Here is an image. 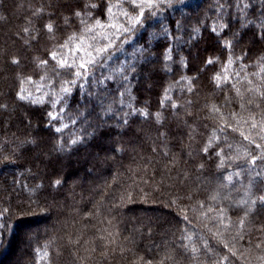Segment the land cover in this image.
Returning <instances> with one entry per match:
<instances>
[{"label":"trees","instance_id":"1","mask_svg":"<svg viewBox=\"0 0 264 264\" xmlns=\"http://www.w3.org/2000/svg\"><path fill=\"white\" fill-rule=\"evenodd\" d=\"M224 2L183 0L120 40L110 27L125 23L117 0L112 16L93 13L100 25L73 15L100 0H0V264H264V207L246 203L264 184L250 186L242 163L264 154V0H241L244 14L236 0L218 9ZM221 16L229 28L217 34ZM233 33L241 38L228 49ZM105 44L115 47L101 64L94 49ZM92 58L90 79L64 84L73 77L60 60ZM63 86L70 106H53ZM21 89L44 103L18 100ZM225 122L226 142L204 154L210 137L225 139L214 133ZM221 148L241 157L226 171Z\"/></svg>","mask_w":264,"mask_h":264},{"label":"snow or ice","instance_id":"2","mask_svg":"<svg viewBox=\"0 0 264 264\" xmlns=\"http://www.w3.org/2000/svg\"><path fill=\"white\" fill-rule=\"evenodd\" d=\"M117 3L119 5V7L121 9H123L122 15H123V19H124V24L121 25L120 27H117L116 24H112L110 25V27L114 28L118 39L123 40L124 37H127L130 33L138 30L140 27L144 26L146 22H148L150 19H152L153 17L157 16L160 12L165 11L166 9H170V8H174L176 6L177 3L182 4L183 0H117ZM124 5H128L131 8V12H129L126 8H124ZM236 9L238 12L244 14L246 12L247 9H249L251 7L250 4L248 3H244L243 6H241V0H236ZM218 9L223 10L226 9L228 7H230V5L228 4L227 0H225V2L223 4H218ZM41 11V10H38ZM95 12H100L102 15L105 16H112L113 14V4H112V0H100V3L98 4H91V3H86L83 5V11L81 10H75L73 12V15L75 17H84L86 16L88 19H92L95 20L96 25H100V20L98 17H95L93 15V13ZM262 16H264V12L261 13ZM244 20H247L246 15H244L243 17ZM259 19V18H258ZM220 28H219V33H222L224 30L229 28V24L226 22V19L221 16L220 17ZM81 23H84V20H81ZM179 21H177V24L179 25ZM245 26H247L245 24ZM44 28L48 29L49 32H51V30L53 29V24L52 22H49L45 25H43ZM87 31H91L90 28H86ZM162 32L165 36L167 37H171L172 39H177V37L172 36L171 30L168 27H162ZM24 32H28L29 29L25 28L23 29ZM193 31H196V29H193ZM212 31L214 33L217 32V28L213 27ZM257 35H259V37L261 39H264V22H261L259 24V29L258 32L256 33ZM241 37L238 36L236 33H233V39L232 40H227L224 41V45L228 48L231 49L234 45V43H238L239 39ZM25 43H27V41H25ZM111 47H115V45H111L109 46L108 44H105L104 46L98 48V49H94V51L96 53L99 54L100 56V63H103V59H104V54L108 53L109 55L111 54ZM80 51H83V49H78ZM141 56H145V55H155L154 53H148L146 52V50H144L142 47L139 50ZM172 52V48L171 46L166 47L164 49V56L163 59L165 61H171L172 60V56L171 53ZM87 55L91 56V53H86ZM53 59L56 58V53H52L51 54ZM12 63L14 65H18L20 63L19 59L17 57H12ZM41 63H46L45 61H41ZM180 65L184 68H187V61L186 59L181 55L180 57V61H179ZM205 63L207 65H211L214 63V60L212 57H209ZM97 65V61L95 58H92L90 61H84L81 60L78 64L76 63L75 60H73L72 63H69L67 60H60L59 61V66L61 69L65 70V72L69 75H71L73 77V79L71 80H67L64 81L65 85H72V84H76L77 80H82L85 77H89L92 75L91 72H89V69H94ZM165 67H167V65H165ZM196 77H181V80L184 79H188L189 81L195 79ZM108 79H112V77H108ZM121 79L125 82H127V76L124 75L123 73H121ZM213 80L216 81L217 86H219V79L218 77H213ZM78 88L81 87V85L77 84L76 85ZM192 89L190 88L189 91H191ZM127 89H124L123 91H119V95L121 97H123L124 92H126ZM23 93V89H21L20 92L16 93V98L18 100L24 101V100H31V103L33 104H42L44 103L42 98L39 99H32L31 98V94H29L28 96H25L22 94ZM72 93V88L69 86H63L61 88V95L63 94H67V95H63V99L60 98V96H57V99L53 102V106H55L56 103H69V98L71 96ZM89 95H91L92 93H88ZM55 95V93H54ZM227 100V98H226ZM121 103H123V100L121 99L120 101ZM70 106V103H69ZM130 108V113H136V112H140L141 115L144 116H148V112L146 110H140V109H136L135 107H132L131 105H129ZM8 110V105L7 104H0V112H4ZM63 110V109H62ZM108 111H111V108L108 109ZM210 111L212 112H219V108L216 105H212ZM48 117L52 120H56L59 118L58 114H54L52 112H48L47 113ZM156 117L159 120L160 119V114L156 113ZM75 122V121H73ZM125 123H127V121H124ZM232 125L228 124V123H224L223 128H215L214 129V133L215 132H220L221 135L223 137H225V139H221V137L219 136H215L213 135L212 137H210V139L208 140V142L205 144V146L202 148V152L204 154H209L210 149H212L213 147V143L217 140L220 141V143H225L226 142V136H227V130L231 129ZM235 130V129H233ZM57 132L60 131L59 128L56 129ZM245 139H247V137H245ZM255 141H252V143H254ZM34 143V141H33ZM72 143H76L75 140L72 141ZM258 149H261V146L258 145L257 146ZM229 150H231L230 146H229ZM215 152L216 157L219 159V163L217 164V168L218 169H224L226 171V169L224 168L225 164H228L229 166H232V162L233 160H240L241 157L239 155L235 156V157H225L223 155V149L221 148L219 151L213 150ZM262 153H264V149L261 150ZM245 155H249V154H245ZM243 167L245 172L249 175V179H250V186L252 184L255 183H260V184H264V154H261L259 156L257 155H251L250 160L249 159H244L243 160ZM198 167L200 169L204 168L203 164L198 165ZM235 167L239 168L241 167V165H235ZM235 175H239L240 173H234ZM232 176L233 174H229L226 179L228 181L232 180ZM54 183L59 184L60 181L57 180ZM246 203L251 204L252 206H259V207H264V195H259L257 197H255V199H249ZM221 214L224 212V209H220ZM245 215H247V211L245 212ZM185 220H187V217L185 216ZM241 223H243V221H241ZM229 260L228 256H223L220 258V261H218V264H227Z\"/></svg>","mask_w":264,"mask_h":264}]
</instances>
